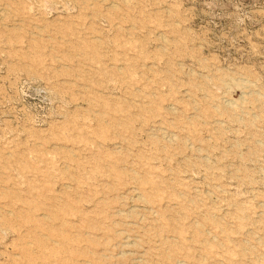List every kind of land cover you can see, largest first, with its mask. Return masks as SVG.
Here are the masks:
<instances>
[{"label":"rangeland","instance_id":"obj_1","mask_svg":"<svg viewBox=\"0 0 264 264\" xmlns=\"http://www.w3.org/2000/svg\"><path fill=\"white\" fill-rule=\"evenodd\" d=\"M0 264H264V0H0Z\"/></svg>","mask_w":264,"mask_h":264},{"label":"bare ground","instance_id":"obj_2","mask_svg":"<svg viewBox=\"0 0 264 264\" xmlns=\"http://www.w3.org/2000/svg\"><path fill=\"white\" fill-rule=\"evenodd\" d=\"M7 17V16H6Z\"/></svg>","mask_w":264,"mask_h":264}]
</instances>
